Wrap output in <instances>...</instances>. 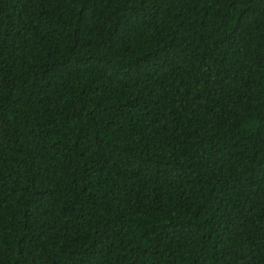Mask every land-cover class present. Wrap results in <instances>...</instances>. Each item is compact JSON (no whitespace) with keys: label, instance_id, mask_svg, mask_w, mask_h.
<instances>
[{"label":"trees","instance_id":"trees-1","mask_svg":"<svg viewBox=\"0 0 264 264\" xmlns=\"http://www.w3.org/2000/svg\"><path fill=\"white\" fill-rule=\"evenodd\" d=\"M0 264H264V0H0Z\"/></svg>","mask_w":264,"mask_h":264}]
</instances>
